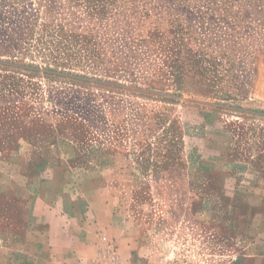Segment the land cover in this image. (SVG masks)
<instances>
[{"label": "rangeland", "instance_id": "374dc122", "mask_svg": "<svg viewBox=\"0 0 264 264\" xmlns=\"http://www.w3.org/2000/svg\"><path fill=\"white\" fill-rule=\"evenodd\" d=\"M249 136L264 156V0H0V160L94 169L136 264H227Z\"/></svg>", "mask_w": 264, "mask_h": 264}, {"label": "crops", "instance_id": "0c3cea01", "mask_svg": "<svg viewBox=\"0 0 264 264\" xmlns=\"http://www.w3.org/2000/svg\"><path fill=\"white\" fill-rule=\"evenodd\" d=\"M249 137L244 163L250 185L241 197L218 194L242 204L214 208L216 215L246 216L234 228L226 226L227 264H235L232 257L237 264H264V167L257 171L253 163L264 156L255 137ZM202 142L211 154L223 155L222 144L208 133ZM201 160L202 166L215 167L208 158ZM31 163L25 155L0 160V264H136V237L116 223V202L100 189L101 175L85 167L75 174L67 160L53 157L40 161L41 169Z\"/></svg>", "mask_w": 264, "mask_h": 264}]
</instances>
